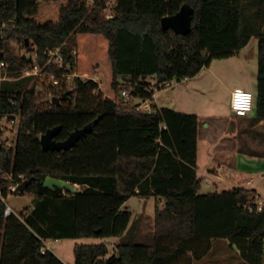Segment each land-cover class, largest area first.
<instances>
[{"label": "trees", "instance_id": "1", "mask_svg": "<svg viewBox=\"0 0 264 264\" xmlns=\"http://www.w3.org/2000/svg\"><path fill=\"white\" fill-rule=\"evenodd\" d=\"M194 9L187 35L164 30V17L183 5ZM106 0H0V118L19 120L12 146L0 138V189L8 197L14 179H30L24 193L38 206L6 216L0 198V264H64L46 242L121 238L133 213V197L160 199L152 245L124 241L111 252L106 242L75 247L76 264H196L227 240L248 264H264V211L255 189L201 193L197 172L196 114L154 105L153 80L166 84L196 77L216 59L236 55L258 39L256 121L264 120V0H117L112 17ZM33 54L17 56L12 40ZM61 48L69 73L77 72L71 98L55 105L24 76L34 53L45 71L49 51ZM30 51V52H32ZM145 77V79H144ZM162 78H165L162 80ZM130 92V98L122 96ZM253 110V111H254ZM94 124L93 132L65 152L43 150L40 139L61 126L57 141ZM52 177L81 187L74 194L44 186ZM78 189V188H77ZM22 193V194H24ZM21 194V195H22Z\"/></svg>", "mask_w": 264, "mask_h": 264}, {"label": "rangeland", "instance_id": "2", "mask_svg": "<svg viewBox=\"0 0 264 264\" xmlns=\"http://www.w3.org/2000/svg\"><path fill=\"white\" fill-rule=\"evenodd\" d=\"M117 5V0H106V5L103 10V14L111 16L113 14V9ZM12 51L17 56H31L32 52H29L27 48L23 47L20 43L15 40L10 42ZM32 47V46H30ZM243 50V49H242ZM240 59H234L233 67H238V62L241 65H245L248 71L245 75H240V77H235L231 79H222L216 83V85H210L209 87L203 88L198 95L197 100H195L194 93H192V88H188L189 94V105L190 107L200 113L201 116L209 114L213 107L216 109V114L224 117H228L231 102V87L236 80L244 81V84L256 95L257 90V69H258V39H254L249 43L246 48H244L241 53ZM212 84V82H211ZM237 84V83H236ZM241 84V83H240ZM172 87L165 86L157 96V104L163 105L166 101L168 107L171 109H176V102H173L172 91L174 90L175 83L170 84ZM239 85V84H237ZM187 87L182 85L181 88ZM178 87V86H177ZM47 100H52L54 97L51 90L48 88V80H37V88ZM136 102L142 103L143 100L140 98L135 99ZM192 102V104H190ZM172 103V104H170ZM197 105V106H196ZM200 111V112H199ZM196 112V113H197ZM213 113V112H212ZM194 114V113H192ZM257 112L254 110L249 118H256ZM209 122V121H208ZM211 122V121H210ZM249 119L247 120H233L232 122H218L215 125V139L220 143L221 140L223 144L230 149L241 150L240 153L236 155L234 160L235 166L239 169L242 178L243 188L256 189L262 199L264 200V126L258 127L256 124H250ZM5 120L2 121V125L7 127V131L1 135V139L14 144V140L17 135L19 120L11 126ZM207 125V124H205ZM204 125V127H205ZM204 134V130H203ZM200 154H199V164H200V176L205 179V174L203 173L207 163L209 162V150L205 144L204 137L200 138ZM204 181V180H203ZM82 189L81 187H77ZM230 187L226 185H219L218 187L214 185H209L207 182L203 183L201 193L208 192H222ZM34 197L29 193H24L22 195L9 194L6 198V205L10 206L17 214L20 215L22 211L33 206ZM164 207L160 199L155 197L142 198L133 197L126 204L128 208L133 213V218L130 224V228L134 225L135 229L130 230L126 233L124 237L114 238V239H101V238H80V239H64L58 241H48L46 242L49 250H51L55 255H57L64 264H76L75 257V247L81 244H99L106 242L110 247L111 252L114 250V246L122 243L124 241L133 240L135 243L152 245L155 238V216L156 208ZM196 264H248L241 256L239 249L232 248L228 242L223 239L214 240L213 251L201 261H197Z\"/></svg>", "mask_w": 264, "mask_h": 264}, {"label": "crops", "instance_id": "3", "mask_svg": "<svg viewBox=\"0 0 264 264\" xmlns=\"http://www.w3.org/2000/svg\"><path fill=\"white\" fill-rule=\"evenodd\" d=\"M256 39V38H254ZM252 39L251 42L254 40ZM246 48V47H245ZM244 50V49H243ZM241 50L238 52L236 55L226 58V59H216L214 60L209 67L204 68L196 77L186 79L182 81L181 83H175L177 86H175L174 90L172 91V97H173V102H176V109L177 111L183 112V113H189V114H196L199 119V124H198V166H197V172L198 175L200 174V164H199V154H200V138L204 137L205 144L209 150V162L207 163L203 173L205 174V179L199 175L200 178H202L204 181L203 183L207 182L209 185H214L218 187L219 185H226L230 187L227 190H231L236 187H241L243 188L244 186L242 185V178L243 176L241 175L239 169L235 166L234 160L236 159V155L241 152V150H234L230 149L229 147L225 146L221 140L219 143L215 139V125L218 124V122H223V124H226L227 122H232L233 120H247L249 119L250 124H256L258 127L264 126V120L261 121H256L255 118H249V115L253 112L248 113L245 116H238L234 114L231 111L230 107V112L228 117L220 116L216 114V109L215 107L212 108L211 112L209 114L201 116L200 113L197 111H194L190 107L188 109L187 106L189 105L187 102H189V94L190 92L188 88H192V93H194L195 100H197L198 95L196 93H200L203 88L209 87L210 85H216L217 82H219L222 79H231L235 77H240V75H245L246 72L248 71V68L243 64H239L238 62V67H233L234 59H240L238 61L242 62V57L241 53L243 52ZM258 73V69H257ZM212 82V84H211ZM239 85H237V84ZM236 83L233 84L231 87V97H232V92L235 88L241 87L244 88L248 91H251L250 88L247 87V85L244 84V81L241 80H236ZM241 83V84H240ZM182 85H185L187 87L181 88ZM168 87H172V85H168ZM162 90L158 91L156 96H155V104L159 108L163 107H168V103L164 101L165 103H162V107L157 104V96L159 92ZM252 92V91H251ZM188 97V98H187ZM172 104V103H170ZM192 104V102L190 103ZM231 104V102H230ZM197 106V105H196ZM170 108V107H168ZM197 112V113H196ZM200 112V111H199ZM213 112V113H212ZM209 121V122H208ZM211 121V122H210ZM207 124V125H205ZM205 125V127H204ZM204 130V134H203ZM248 189V188H246ZM256 190V189H255ZM225 191V190H223ZM220 192V191H218ZM257 195L259 198H262V195L256 190ZM129 202V201H128ZM126 202V204L128 203ZM125 204V206H126ZM163 204V203H162ZM227 242V240H225ZM213 251V249H212ZM211 251V252H212ZM210 252V253H211Z\"/></svg>", "mask_w": 264, "mask_h": 264}, {"label": "built area", "instance_id": "4", "mask_svg": "<svg viewBox=\"0 0 264 264\" xmlns=\"http://www.w3.org/2000/svg\"><path fill=\"white\" fill-rule=\"evenodd\" d=\"M86 1L89 4H93L94 2V0H86ZM110 17H112V15L108 16V18ZM48 55H49V59L47 61L45 68L49 66L55 67L59 70H62L61 73L45 71V69L41 68L39 64L38 54L34 53V63L24 73V76H36L37 80H43V82L45 80H48V88H50L51 90H55L58 93H61V91L69 90L73 79L79 76L78 73L77 72L69 73L70 68L65 67L64 54L61 48L49 51ZM4 67H5V62L0 60V81L6 78L2 74V70ZM157 84H158V80L152 81V85H153L152 88L154 90L153 99L143 100V102L137 106L138 110L145 111L148 113L155 112V108H154V105H156L155 96L157 92L160 91V89L157 87ZM168 85L170 84L167 83L166 86ZM122 96L126 98H130V92L124 91L122 93ZM255 99H256L255 94L253 92L248 91L241 87H237L232 92L231 104H230L231 111L238 116H245L254 110ZM3 120H5L6 122H9L8 124L13 126L18 119L16 118L13 119L12 117H5L4 119L0 118V138H1V135L7 131V127L2 125ZM8 146H12V145L8 143ZM24 182H25L24 175L19 176L18 179H14L8 188V194L21 195L23 192L19 189V187ZM0 198L6 203L7 197L3 196L1 189H0ZM257 210L264 211V200L259 197L257 201ZM5 214L6 216H11L12 214H17V213L10 206L7 205ZM45 249H49L47 243H46Z\"/></svg>", "mask_w": 264, "mask_h": 264}, {"label": "water", "instance_id": "5", "mask_svg": "<svg viewBox=\"0 0 264 264\" xmlns=\"http://www.w3.org/2000/svg\"><path fill=\"white\" fill-rule=\"evenodd\" d=\"M194 9L190 4H185L182 6L181 10L173 15L164 17L161 21L162 28L164 30H173L176 34L187 35L192 30V21H193ZM26 45L29 46L28 51H32V47H30L29 39L26 40ZM145 79V77H144ZM165 78H162L164 80ZM72 91L65 92L62 96H54L52 98V103L55 105H60L62 101L69 100L71 97ZM15 119V116H12ZM101 117H98L94 123L88 124L83 128L76 129L71 132L66 140L57 141L55 137L60 133L62 127L57 126L53 129L48 130L41 136L40 142L43 150L46 151H60L65 152L68 150H72L79 140L87 136L89 133L93 132L94 124L98 123ZM31 182L30 179L26 180L19 189L24 193L27 189V185ZM44 186L50 189L55 188H63L66 189L70 193H80L81 191L76 188L72 183L66 182L63 180H58L52 177L46 178L44 182ZM39 200L34 199L33 205L37 207Z\"/></svg>", "mask_w": 264, "mask_h": 264}]
</instances>
